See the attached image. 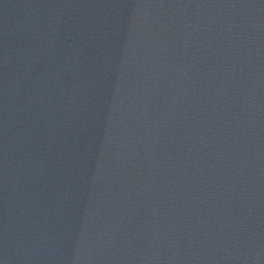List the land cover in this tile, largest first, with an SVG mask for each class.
Returning <instances> with one entry per match:
<instances>
[{"label":"water","instance_id":"obj_1","mask_svg":"<svg viewBox=\"0 0 264 264\" xmlns=\"http://www.w3.org/2000/svg\"><path fill=\"white\" fill-rule=\"evenodd\" d=\"M0 264H264V0H0Z\"/></svg>","mask_w":264,"mask_h":264}]
</instances>
